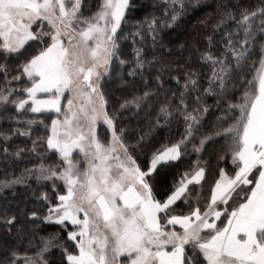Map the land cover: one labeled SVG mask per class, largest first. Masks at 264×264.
I'll return each instance as SVG.
<instances>
[{
    "label": "snow or ice",
    "instance_id": "obj_1",
    "mask_svg": "<svg viewBox=\"0 0 264 264\" xmlns=\"http://www.w3.org/2000/svg\"><path fill=\"white\" fill-rule=\"evenodd\" d=\"M134 7L133 0H99L86 14L85 0H0V111L15 110L9 117L15 127L0 131L4 157L14 135L32 139L34 126L44 130L31 149L14 153L20 157L31 151L40 163L26 168L25 175L0 180V188L31 176L50 181L55 199L40 194L46 210L42 219L67 234L63 243L55 235L42 239L31 254L19 244L5 246L0 264H47L45 254L52 247L62 249L67 264H264V5L222 9L207 47L197 49L210 66L207 87L201 93L198 73L186 70L183 86L171 92L156 123L132 144L120 116L158 95L169 67L156 57L147 61L149 68L160 63L158 91L145 90L109 110L105 81L116 62L121 68L129 63L120 40L131 37L134 63L128 75L133 79L145 71V32L156 44L155 17L122 35ZM189 7L171 0V21ZM221 31L223 47L214 54L213 38ZM245 65L250 71H243ZM168 75L180 85L178 75ZM205 96L216 97L222 112L210 132L201 131L211 107ZM161 116L165 124L182 118L184 133L141 163L136 153L143 151ZM219 140L209 179L200 154ZM189 144L197 160L159 191L160 170L176 167ZM47 153L58 162L46 164ZM30 217L41 219L37 211ZM16 219L7 210L0 213L9 233Z\"/></svg>",
    "mask_w": 264,
    "mask_h": 264
},
{
    "label": "trees",
    "instance_id": "obj_2",
    "mask_svg": "<svg viewBox=\"0 0 264 264\" xmlns=\"http://www.w3.org/2000/svg\"><path fill=\"white\" fill-rule=\"evenodd\" d=\"M99 0H85V13L91 14V10H95ZM184 3L190 5L189 9L179 15L175 22L171 21V0H133L134 10L128 16L129 23L124 26L122 35L131 33L135 30V26L139 22L149 21L153 17L156 18V44L154 45L151 35L145 32L146 42L142 45L145 53V71L143 76H137L135 79L128 75L129 69L133 66V46L131 37L127 40L121 39L120 44L124 57L129 63L123 68L116 62L112 72V78L105 81V90L108 95L110 105L109 110L113 107L119 108V103H123L124 99L131 100L133 96L142 95L145 90L150 92L158 91V81L156 80V72L160 68V63L149 68L147 61H152L154 57L159 61L166 63L169 67L165 71L162 79L164 88L159 90V94L152 97L150 101L144 103L142 109L138 110L134 105L124 110L120 116V126L128 129V137L132 144H135V138L140 132L148 130L156 123V117L159 112V107L166 99L171 100V92L184 84V76L186 70H194L198 73V80L201 85L200 92L207 87L206 76L210 74V66L204 64L200 59V52L197 49L203 50L207 47V35L213 32V27L217 23L218 17L222 14V9L228 7L232 10V6L239 8L256 9L264 5V0H183ZM195 7H192V5ZM168 12L167 18L165 12ZM234 28L235 25L233 24ZM242 35V34H241ZM223 36V32L217 33L213 38V52L219 54L222 50V44L218 43ZM139 39V38H137ZM141 45H137L140 47ZM258 50V45H257ZM253 58H249L250 64ZM177 66H180L177 70ZM178 75L180 85H177L175 80L168 75ZM244 72L250 71L247 65L243 68ZM196 93L193 92L190 102L194 99ZM204 103L211 106L210 111L203 118L202 132H210L215 124L217 117L222 115L219 108L216 107V97L205 96ZM14 109L9 108L8 112L0 111V131H8L15 124L9 119L14 113ZM27 118V117H26ZM160 125L155 128L151 136L145 143L143 151L136 153L137 157L144 162L145 157L150 155L152 151L162 147L164 144L175 143L181 138L184 133L185 125L181 119L175 117L168 123H164V118L160 117ZM43 127L34 126L32 131V139L26 136L14 135L7 142L9 155L4 157L2 148L4 142L0 140V180L14 179L17 176L25 175L26 168H32L34 164L40 163V157L31 151L21 153L20 157L14 155L18 148L31 149L32 140L37 135L43 134ZM219 139V138H217ZM199 144V138L195 140ZM223 141L218 143H209L205 150L200 154L202 162L207 161L208 176L211 179L212 173L216 168L215 151L220 147ZM43 153L44 149L41 148ZM187 155H184L176 167L169 168L165 166L160 170L157 176L159 184L157 188L163 191L165 188L171 187L173 175L179 170L183 171L193 165L197 160V154L193 153L192 145L189 144ZM57 158L52 153H47L45 163L48 165L56 164ZM230 166V165H229ZM42 192H48L50 198L55 199L52 191L51 182H25L13 184L11 187L0 188V213L7 210L9 215L17 217L11 233L8 232L7 226L0 220V256H3L5 246L21 245V251L28 249L29 254L38 250L41 246V240L55 235L58 242L63 243L67 240V234L58 225L45 223L42 219L46 214L45 206L39 197ZM180 203V202H178ZM185 207L184 205H181ZM32 211L40 213L41 219L34 221L30 217ZM32 241V246L29 247L28 242ZM69 249L73 247L71 242H68ZM47 264H67L63 259L62 249L60 247H52L45 254Z\"/></svg>",
    "mask_w": 264,
    "mask_h": 264
},
{
    "label": "rangeland",
    "instance_id": "obj_3",
    "mask_svg": "<svg viewBox=\"0 0 264 264\" xmlns=\"http://www.w3.org/2000/svg\"><path fill=\"white\" fill-rule=\"evenodd\" d=\"M75 158H79V157L76 156ZM31 181H36V182H37L35 176L26 177L24 183H25V182H31ZM40 182H44V181H40ZM45 182H50V181H45Z\"/></svg>",
    "mask_w": 264,
    "mask_h": 264
}]
</instances>
